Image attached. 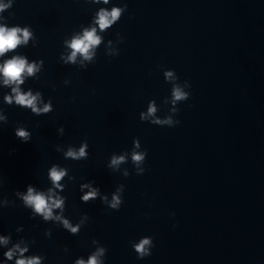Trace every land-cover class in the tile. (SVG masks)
I'll return each instance as SVG.
<instances>
[{"label":"water","instance_id":"1","mask_svg":"<svg viewBox=\"0 0 264 264\" xmlns=\"http://www.w3.org/2000/svg\"><path fill=\"white\" fill-rule=\"evenodd\" d=\"M0 4V26L21 29L0 66H36L20 84L0 74V264H264V0ZM92 29L99 44L68 60Z\"/></svg>","mask_w":264,"mask_h":264},{"label":"clouds","instance_id":"2","mask_svg":"<svg viewBox=\"0 0 264 264\" xmlns=\"http://www.w3.org/2000/svg\"><path fill=\"white\" fill-rule=\"evenodd\" d=\"M105 3H107V0H105ZM5 7H8V5L0 4V11H2ZM109 15L111 16V19H109ZM120 15V9H113V11L109 14L108 12L101 10L99 13V18L97 23L99 24L100 29H105L108 27L115 19H117ZM21 29L19 28H11L8 29L4 26H0V55H3L5 52L14 49L20 42V37L18 36V32H20ZM95 29L92 30H85L83 36L74 38L71 43L69 44V47L73 50L72 54L68 57V60L74 61L75 56L77 53H80L85 58H88V51L89 48L92 46H95L99 44L100 38L96 36ZM29 37V32L27 29L23 30V38L24 42H27V39ZM27 72L29 75H32L34 71H36L35 64L33 65H26V61L23 58L14 57L11 60L5 61V63L0 66V74H2L5 78L4 83L8 84L9 82H15L17 84L23 83V80L21 79L24 72ZM167 76H171V73H167ZM12 91L16 93L15 100L16 103L19 105L29 106L32 107L34 112H39L41 110L37 109L35 107V102L37 100L36 96H32L31 92H28L26 94H21L18 90V88H13ZM174 96L176 99H180L185 96L183 92L180 91L179 88L175 89ZM6 101L11 103L12 97H5ZM49 110V106H45V108L42 111L47 112ZM154 109L150 108L149 113L153 112ZM21 137H27V133L23 130L18 131L17 133ZM68 156L76 157V153L72 152L71 150L67 153ZM80 156H84V148L82 147L79 153ZM142 159L141 155H135L134 160L139 161ZM119 160H123V157H120ZM116 158L113 159L112 163L116 164L119 162ZM64 175L63 171L57 172L55 168L51 170V177L53 181H59L61 177ZM95 193H89L88 195H85L82 197L84 201H87L91 196H94ZM25 201L32 205L36 212L43 213L45 219H49L52 215L51 209L47 207L46 199L42 194H35L33 195V190L29 188L28 195L24 197ZM60 201L55 202V206H60ZM119 203L118 198L114 197V203L112 204V207H117ZM65 226H68V222L64 221ZM71 231L75 233L77 231L76 228H72ZM2 240V238H0ZM150 241L148 239H143L140 244L135 246L136 252L139 254L140 258H143L146 255H149L148 251L145 248V245H148ZM102 251V250H101ZM8 259L12 258V251H9L5 253ZM17 264H39L38 258H33L29 260L25 259H19L17 261ZM77 264H85L83 260L77 261ZM88 264H97V256L93 255L89 258Z\"/></svg>","mask_w":264,"mask_h":264}]
</instances>
